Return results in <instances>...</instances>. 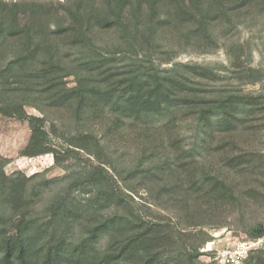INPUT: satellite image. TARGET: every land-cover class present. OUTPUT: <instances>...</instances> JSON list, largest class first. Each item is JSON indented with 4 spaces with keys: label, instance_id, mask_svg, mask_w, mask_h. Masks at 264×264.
Here are the masks:
<instances>
[{
    "label": "trees",
    "instance_id": "16d2710c",
    "mask_svg": "<svg viewBox=\"0 0 264 264\" xmlns=\"http://www.w3.org/2000/svg\"><path fill=\"white\" fill-rule=\"evenodd\" d=\"M98 1L0 0V115L27 122L21 156L64 170L0 154V264H202L192 214L264 193V0Z\"/></svg>",
    "mask_w": 264,
    "mask_h": 264
},
{
    "label": "rangeland",
    "instance_id": "374dc122",
    "mask_svg": "<svg viewBox=\"0 0 264 264\" xmlns=\"http://www.w3.org/2000/svg\"><path fill=\"white\" fill-rule=\"evenodd\" d=\"M11 1V0H7ZM16 1H33L49 4L53 6L59 5V2L65 0H16ZM70 1V0H69ZM98 3V0H93ZM253 33L243 30L242 37L247 38L252 36ZM255 40L259 41L258 34L254 33ZM260 55L258 51H254V63L258 64ZM176 61L179 62H199L206 63L209 61H226L224 51L219 49L210 53H197L192 49H187L186 52L181 53ZM67 82L69 86H72L74 82L72 78H68ZM25 110L29 114H38V111L31 107L26 106ZM30 136V129L26 121H20L16 118H10L0 115V154L8 159V163L5 166V171L11 173L13 171L20 170L26 175H31L37 172H44L47 177L58 176L64 173V170L59 167L53 166V159L50 154L40 155L36 157L21 156L20 151L27 144ZM135 200L141 204H147V195L141 190V196H134ZM150 206L162 211L164 214L179 219L178 215L169 210L167 212L156 207L154 204ZM201 211L194 212L192 214L195 217V221L200 227L196 229H203L210 235L208 241L214 239V233H223V237H237L245 235L243 233V227L252 226L258 223H264V193L258 194L253 190L243 191L241 194H236L233 199H224L219 207H201ZM207 211H209L207 213ZM222 224V225H221ZM217 225L219 227H217ZM207 241V242H208ZM222 242L225 239L221 240ZM206 242V243H207ZM206 243L200 247L199 260L202 264L208 262H214L212 254L205 252L203 249L206 247Z\"/></svg>",
    "mask_w": 264,
    "mask_h": 264
},
{
    "label": "built area",
    "instance_id": "2783aa9c",
    "mask_svg": "<svg viewBox=\"0 0 264 264\" xmlns=\"http://www.w3.org/2000/svg\"><path fill=\"white\" fill-rule=\"evenodd\" d=\"M223 233L215 232L214 239L206 243L203 249L212 254V260L217 264H241L254 250H264V233L250 237H221ZM225 239V241H221Z\"/></svg>",
    "mask_w": 264,
    "mask_h": 264
}]
</instances>
